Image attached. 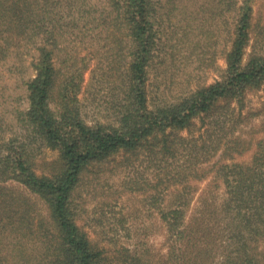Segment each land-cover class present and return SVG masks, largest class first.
<instances>
[{"label":"trees","instance_id":"1","mask_svg":"<svg viewBox=\"0 0 264 264\" xmlns=\"http://www.w3.org/2000/svg\"><path fill=\"white\" fill-rule=\"evenodd\" d=\"M254 3L0 0V264H264V104L245 110L264 57L242 66ZM223 32L222 78L191 87L181 67ZM80 95L106 118L87 122ZM115 193L95 239L80 215ZM110 206L127 235L163 230L167 251L119 246Z\"/></svg>","mask_w":264,"mask_h":264},{"label":"rangeland","instance_id":"2","mask_svg":"<svg viewBox=\"0 0 264 264\" xmlns=\"http://www.w3.org/2000/svg\"><path fill=\"white\" fill-rule=\"evenodd\" d=\"M251 26L249 29V39L244 47L243 51V57H242V66H246L248 62L253 57L262 56L264 57V0H255V3L253 4V10L251 14ZM216 36L214 37V39ZM221 40L219 42V45L216 46V52L215 55H213L212 59L204 60L202 63H200L199 60L196 62H192L188 66L181 67L184 70L191 71L194 75H196L195 81L192 82L190 85L191 87L194 86L195 83L200 84H207L209 82L214 81L215 79H221L224 70L226 67L224 55L226 50H228V42L227 38L225 37V34L220 36ZM225 44V46H224ZM225 49V50H224ZM90 74V71L87 72L86 78L88 79ZM81 96V95H80ZM81 99L83 101V111L86 115L87 122L91 123V120L94 117H101L106 118V115H102L101 113H97V109H93L91 105L86 104L87 101H84V98L81 96ZM264 104V89L262 87L256 88L252 91H250L246 97V109L248 108H254V110H257L259 108H262ZM82 106V105H81ZM264 114L253 117L252 123L256 124L257 126L261 122V119L263 120ZM43 157L48 160H53L57 156V152L55 150H50L48 148L43 149ZM119 172L114 174V178L122 176L126 172L124 170H118ZM120 180V178H118ZM202 188H204L202 190ZM106 189V188H105ZM202 190V191H201ZM211 193L210 190L206 189L204 184L201 183L198 185L197 189H194L192 193V199L190 200L191 206L189 208V213L196 210L200 204V199L204 196H201L203 192ZM220 192L221 190H217ZM135 192H130L129 190L122 191L121 192V199L124 202L126 201V204H133V202H138V196L134 195ZM116 196V193L112 196H105L104 198L96 197L95 200L90 201L87 205V210L83 211L80 215V223L90 232L91 236L93 238H97L99 224L97 223L98 213L100 212L99 206L103 199L110 198L114 199ZM170 195H167V198H169ZM206 197V196H205ZM140 204V203H139ZM117 207V206H116ZM122 207H124L122 205ZM97 209L99 211L97 214L94 213V210ZM107 209V210H106ZM114 206H110L109 208H104L108 219L107 222H105L106 228L109 232V236L113 237L114 235H117L119 239H117L119 243V246L121 244L125 245L126 247L132 248L134 245L142 244V242H145L150 247H159L162 253H165L167 251V244L164 242V235L163 230L161 229H146L142 223L135 224V228L133 233L126 234L125 230L122 229L121 225L117 223V218L119 217L118 213H112L116 210ZM125 211V208H123ZM101 210V211H103ZM112 210V211H110ZM110 211V212H107ZM145 209H143V216L146 214ZM117 217V218H116ZM134 228V227H133ZM116 230V231H115ZM117 232V233H116Z\"/></svg>","mask_w":264,"mask_h":264}]
</instances>
